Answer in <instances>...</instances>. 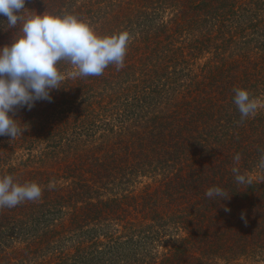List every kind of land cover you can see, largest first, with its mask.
Segmentation results:
<instances>
[{
    "label": "trees",
    "instance_id": "1",
    "mask_svg": "<svg viewBox=\"0 0 264 264\" xmlns=\"http://www.w3.org/2000/svg\"><path fill=\"white\" fill-rule=\"evenodd\" d=\"M25 8L129 41L122 67L73 78L61 61L51 101L10 112L25 130L0 136V177L42 195L0 207V264H264V0ZM6 25L0 46L17 31ZM238 88L260 105L253 116L241 119ZM212 186L229 197L208 198Z\"/></svg>",
    "mask_w": 264,
    "mask_h": 264
},
{
    "label": "clouds",
    "instance_id": "2",
    "mask_svg": "<svg viewBox=\"0 0 264 264\" xmlns=\"http://www.w3.org/2000/svg\"><path fill=\"white\" fill-rule=\"evenodd\" d=\"M26 2L0 0V16L7 18L6 27L17 29L12 41L0 46V136L11 139L25 128L10 112L17 107L31 110L41 100L51 101L52 90L61 87V61L75 66L73 78L99 76L110 64L123 66L129 41L127 32L100 36L89 23L71 14H24ZM233 102L241 119L253 116L260 107L244 88L234 91ZM234 159L239 161V154ZM260 167L264 168V157ZM232 171L238 184H251L238 168ZM41 195L42 188L35 182L20 184L11 176L0 177V207L12 208L25 200H38ZM205 195L220 201L229 197L220 186L209 187Z\"/></svg>",
    "mask_w": 264,
    "mask_h": 264
}]
</instances>
